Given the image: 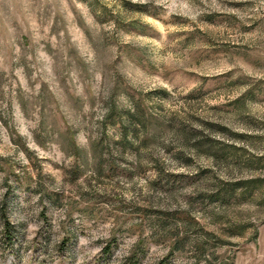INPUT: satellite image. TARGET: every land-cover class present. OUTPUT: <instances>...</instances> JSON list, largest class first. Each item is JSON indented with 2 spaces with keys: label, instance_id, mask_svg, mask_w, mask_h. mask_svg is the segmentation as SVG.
I'll return each instance as SVG.
<instances>
[{
  "label": "rangeland",
  "instance_id": "rangeland-1",
  "mask_svg": "<svg viewBox=\"0 0 264 264\" xmlns=\"http://www.w3.org/2000/svg\"><path fill=\"white\" fill-rule=\"evenodd\" d=\"M0 146V264H264V0H0Z\"/></svg>",
  "mask_w": 264,
  "mask_h": 264
},
{
  "label": "clouds",
  "instance_id": "clouds-1",
  "mask_svg": "<svg viewBox=\"0 0 264 264\" xmlns=\"http://www.w3.org/2000/svg\"><path fill=\"white\" fill-rule=\"evenodd\" d=\"M79 146V145H78ZM0 157H12L13 160H18L22 165L27 164V158L24 157L22 154H17V150L14 148H8L5 149L4 146H0ZM57 183L59 184L60 181L58 180ZM59 187L56 188V191H59ZM26 229V231L29 233V238H31V234L35 231L34 224L26 221V220H19L16 222L15 226L20 229L21 227ZM93 239H98V237H93Z\"/></svg>",
  "mask_w": 264,
  "mask_h": 264
},
{
  "label": "trees",
  "instance_id": "trees-1",
  "mask_svg": "<svg viewBox=\"0 0 264 264\" xmlns=\"http://www.w3.org/2000/svg\"><path fill=\"white\" fill-rule=\"evenodd\" d=\"M6 223V226H5V228H6V232H9V224L7 223V222H5ZM126 264H139V261H138V259H137V255L135 254V252H133L131 255H130V257L128 258V260H127V262H126Z\"/></svg>",
  "mask_w": 264,
  "mask_h": 264
}]
</instances>
